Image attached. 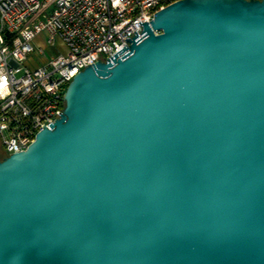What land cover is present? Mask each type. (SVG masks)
I'll list each match as a JSON object with an SVG mask.
<instances>
[{
	"label": "water",
	"instance_id": "95a60500",
	"mask_svg": "<svg viewBox=\"0 0 264 264\" xmlns=\"http://www.w3.org/2000/svg\"><path fill=\"white\" fill-rule=\"evenodd\" d=\"M142 28L0 160V264H264V0Z\"/></svg>",
	"mask_w": 264,
	"mask_h": 264
},
{
	"label": "built area",
	"instance_id": "2783aa9c",
	"mask_svg": "<svg viewBox=\"0 0 264 264\" xmlns=\"http://www.w3.org/2000/svg\"><path fill=\"white\" fill-rule=\"evenodd\" d=\"M177 1L0 0V141L6 155L27 149L60 117L75 75L121 51L155 12Z\"/></svg>",
	"mask_w": 264,
	"mask_h": 264
},
{
	"label": "rangeland",
	"instance_id": "374dc122",
	"mask_svg": "<svg viewBox=\"0 0 264 264\" xmlns=\"http://www.w3.org/2000/svg\"><path fill=\"white\" fill-rule=\"evenodd\" d=\"M41 38H42L41 43H42V45L44 47L46 55L48 57H50L51 55H54L53 51L45 44V34L44 33L41 35ZM34 63H38V61L36 60L34 62H31V63H26V65L29 66V67H34ZM39 64H40V62H39ZM0 152H5L3 147H2L1 141H0Z\"/></svg>",
	"mask_w": 264,
	"mask_h": 264
},
{
	"label": "crops",
	"instance_id": "0c3cea01",
	"mask_svg": "<svg viewBox=\"0 0 264 264\" xmlns=\"http://www.w3.org/2000/svg\"><path fill=\"white\" fill-rule=\"evenodd\" d=\"M5 156V152H0V160H2Z\"/></svg>",
	"mask_w": 264,
	"mask_h": 264
},
{
	"label": "trees",
	"instance_id": "16d2710c",
	"mask_svg": "<svg viewBox=\"0 0 264 264\" xmlns=\"http://www.w3.org/2000/svg\"><path fill=\"white\" fill-rule=\"evenodd\" d=\"M5 155H6V153H5ZM6 156H7V155H6ZM6 156H5V157H6Z\"/></svg>",
	"mask_w": 264,
	"mask_h": 264
}]
</instances>
